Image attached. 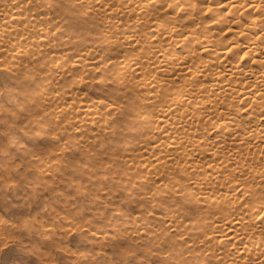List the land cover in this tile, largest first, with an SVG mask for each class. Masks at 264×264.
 Listing matches in <instances>:
<instances>
[{
	"label": "rangeland",
	"instance_id": "obj_1",
	"mask_svg": "<svg viewBox=\"0 0 264 264\" xmlns=\"http://www.w3.org/2000/svg\"><path fill=\"white\" fill-rule=\"evenodd\" d=\"M84 2L66 0L59 6L47 5L50 14L41 12L45 7L30 10L46 17L48 26L56 24L53 37L62 39L61 45H46L48 55L34 57L38 60L32 67L10 69V62L19 57L8 52L0 54V203L10 205L11 211L5 209V216L17 214L15 223L0 218V264H221L230 251L234 252L245 241L255 235L264 236V219L257 220L264 206V149L255 154L250 149L247 153L231 143L229 133L219 136L210 128L207 135L204 129L209 125L202 121L204 129L199 128L194 139L205 137L206 141L189 157L185 143L178 149L169 147L177 145L170 143L171 137L165 135L153 142L154 126L162 117L159 105L144 103L137 97V91L130 89L124 95L119 89L112 96L101 89L104 85L94 83L97 85L82 88L83 82L74 81L70 89L68 79L54 86L55 81L52 83L46 75L48 67L43 62L53 65L63 62L64 57L77 58L73 45L64 43L67 32L82 33L84 46H95V51L84 56L92 67L86 72H94L99 54L103 60L109 58L106 61L118 63L122 59L139 63L146 54L140 52V57L134 60L138 51L124 41L122 31L121 34L120 30H114L115 25L129 30L127 25L133 23L132 18L114 17L108 27L100 28L99 14L91 13L97 21L95 25L82 16ZM76 23H81V27ZM71 25H76L77 30ZM58 26L60 30L63 26L66 32L63 29L59 32ZM108 47L113 54L104 58L103 51L109 50ZM142 62L144 66L147 64ZM189 62L188 58L184 65ZM115 67L114 73L119 71L118 65ZM25 72H31L27 74L31 78L24 77ZM143 72L153 71L143 69ZM169 74L158 71L156 77L167 81L183 78L185 70ZM125 76L128 78L129 73ZM41 86L47 91L70 92L62 100L39 99ZM140 91L148 92L142 88ZM80 92L84 94L81 96ZM202 96L203 93L194 95L191 104ZM97 97L109 103L98 108L99 112H105L104 116L99 113L87 116L79 110L80 104L89 101L85 99ZM211 103L217 105L220 101ZM146 117L151 118L149 124ZM112 123L116 125L114 132L109 128ZM244 125L245 120H239L235 127L241 129ZM136 131L142 132V137ZM115 145L121 147L119 151L114 149ZM131 150H136L135 155H130ZM131 158L134 163L138 160L145 163L140 167L142 172L131 166L128 160ZM213 159L217 160L219 171H208L209 178L217 174L231 178L236 171L234 185L221 184L220 180L215 187L197 184L200 181L191 171L194 164L200 170ZM240 164L245 165L242 172L237 167ZM242 187L246 189L244 192L239 190ZM225 194L229 201L236 202V207L228 204ZM158 196L174 197L175 205L158 208L150 200ZM165 208L180 210L184 223L179 228L169 229L162 222ZM185 211L193 214L185 216ZM243 215L245 218L237 224L238 238L215 245L214 241L226 235L225 222ZM197 225L208 226L198 234L201 229L195 228ZM209 235L208 242L202 241Z\"/></svg>",
	"mask_w": 264,
	"mask_h": 264
},
{
	"label": "bare ground",
	"instance_id": "obj_2",
	"mask_svg": "<svg viewBox=\"0 0 264 264\" xmlns=\"http://www.w3.org/2000/svg\"><path fill=\"white\" fill-rule=\"evenodd\" d=\"M63 1L66 0H0V54L8 52L16 58L19 57L18 60L10 62V69L17 71L21 67H32V63L38 60L34 57L48 55L46 45L50 47L61 45L62 39L59 41L53 37L55 33L52 29L56 24L48 26L46 17H40L39 11L30 10L34 7H45L41 12L50 14L47 5L59 6ZM84 4L82 16L95 25L97 21L91 13L99 14L100 28L108 27L114 17L132 18L130 21L133 23L126 24L129 30L119 29L117 25L114 26V30L116 32L120 30V33L122 31L125 35L124 41L138 51L134 54V60L140 57V52H146L142 61L147 64L144 66L142 61L138 63L126 59H122L121 63L115 60L108 62L107 57L113 54L108 47L109 50L103 51L104 58L107 59L103 60L99 54L100 61L97 62L98 66L93 68L94 72H86L92 67L87 65L84 56L95 51L93 49L95 46L94 44L84 46L85 39L82 33L76 35L67 32V40L64 43L73 45L77 58L64 57L63 62L53 65H47V61L43 62L48 67L45 71L49 75H46L50 77L52 83L55 81L54 86L55 83L68 79L76 84L83 82L82 88L104 85L101 89L112 96H116L119 89L124 95H127L130 89L137 91V97L144 103L159 105L158 112L162 117L154 126L156 135L155 137L152 135L153 142L160 141L165 135L171 137L170 143L177 145L170 144L169 147L178 149L185 143L189 157H193L206 141L205 137L201 140L194 139L198 129H204L201 127L202 121L209 125L204 129L207 135L211 133L210 128L219 136L229 133L232 135L231 143L247 153L250 149L253 150V154L264 149V0H85ZM76 24L81 27V23ZM70 27L77 30L76 25ZM60 28L61 26L57 27L59 32L63 26L61 30ZM176 48L181 51L177 52ZM203 56L206 58H202ZM188 58L190 62L184 65ZM116 65L119 71L114 73ZM157 67L161 69L155 70ZM143 69H151L153 72L144 74ZM178 69L185 70V77L169 78L168 81L156 77L158 71L171 74ZM95 71H99L100 75ZM106 72L108 77L104 78ZM30 73L25 72L24 77H30L31 75H27ZM126 73H129L128 78L125 76ZM166 81L167 83H162ZM72 82L67 84V88L72 89ZM86 82L88 84H84ZM141 88L148 92L142 94ZM53 92L41 86L37 97L62 100L70 91L62 90L54 94ZM80 93L81 96L84 94ZM200 93H203V98L196 100L192 105L193 96ZM85 100L89 101L80 104V111H84L87 116L93 113H99L100 117L105 115V112H99L98 108L108 106L107 99L97 97ZM215 100H219L220 103L212 105L211 102ZM225 119L228 121L219 122ZM239 120H245V125L241 129L235 127ZM150 121L151 118L146 117L148 124ZM69 123L71 126L72 122ZM186 125L188 127L184 128ZM109 128L114 132L116 125L112 123ZM135 134H139L140 137L143 135L140 131H136ZM146 139L150 140L147 137ZM120 148L118 145L114 147L116 151ZM135 151H129L130 155H135ZM128 160L131 161V166L142 172L140 167L145 163L139 160L134 163L133 158ZM196 167L194 164L191 171L200 181L197 184L215 187L217 180H220L221 184L231 182L233 185L237 181L236 171L232 173L231 178L220 174L209 178L208 171L212 173L219 171L216 159L203 169L198 170ZM237 167L241 172L245 169L243 164ZM262 173L264 174V171ZM239 190L244 192L246 189L242 187ZM224 199L229 205L237 206L236 202L229 201L227 194L224 195ZM150 200L158 208L166 204L174 206L176 202L174 197L158 196V199ZM262 208L261 214L257 217L260 221L264 219V206ZM256 213L258 215L260 210ZM192 214L191 211L184 213L188 217ZM162 217V222L168 225V228H179L184 223L177 208L166 209ZM244 218L245 215L225 222L223 230L226 235L213 243L225 244L232 239L236 240L240 230L237 224H241L240 221ZM205 226L208 225L195 227L201 229L198 234L204 232L202 229ZM174 228L172 229L175 230ZM209 237L210 235L202 241L208 242ZM233 254L238 258L232 256ZM221 264H264V236L255 235L254 239L245 241V244L240 245L234 252L230 251L227 259Z\"/></svg>",
	"mask_w": 264,
	"mask_h": 264
},
{
	"label": "snow or ice",
	"instance_id": "obj_3",
	"mask_svg": "<svg viewBox=\"0 0 264 264\" xmlns=\"http://www.w3.org/2000/svg\"><path fill=\"white\" fill-rule=\"evenodd\" d=\"M5 209H9L11 211L10 205L7 203H0V218L8 220L10 223H15L14 217L17 215L15 212H12L11 216H5Z\"/></svg>",
	"mask_w": 264,
	"mask_h": 264
}]
</instances>
